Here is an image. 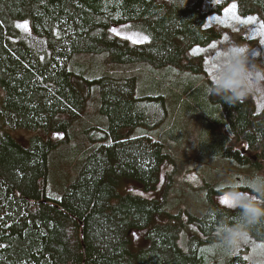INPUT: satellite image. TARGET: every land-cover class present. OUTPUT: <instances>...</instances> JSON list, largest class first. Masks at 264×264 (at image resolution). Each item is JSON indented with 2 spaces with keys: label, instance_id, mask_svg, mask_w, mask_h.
Masks as SVG:
<instances>
[{
  "label": "trees",
  "instance_id": "obj_1",
  "mask_svg": "<svg viewBox=\"0 0 264 264\" xmlns=\"http://www.w3.org/2000/svg\"><path fill=\"white\" fill-rule=\"evenodd\" d=\"M233 1L239 16L264 25V0H0V264H246L218 243V216L234 213L214 204L198 219L203 238L190 240L187 252L170 224L150 228L148 245L132 250L129 232L148 229L164 204L117 194L120 179L153 190L162 164L174 160L165 146L181 144L184 121L195 117L199 159L264 172V110L252 97L234 106L210 97L203 58L188 55L221 38L206 19ZM25 22L29 33L19 27ZM127 23L148 42L132 46L108 35ZM79 55L114 66L90 67ZM73 75L98 91L95 116L84 123L101 136L72 149L70 163L81 167L54 194L48 160L66 141L35 136L21 144L8 132L68 135L90 94ZM252 240L264 243V222Z\"/></svg>",
  "mask_w": 264,
  "mask_h": 264
},
{
  "label": "rangeland",
  "instance_id": "obj_2",
  "mask_svg": "<svg viewBox=\"0 0 264 264\" xmlns=\"http://www.w3.org/2000/svg\"><path fill=\"white\" fill-rule=\"evenodd\" d=\"M233 4L236 5V2H230L220 14H210L207 16L206 26L219 31L221 38L206 48L194 47L188 54L190 57L201 56L203 58L204 70L207 77H210V71L207 68V53L228 39L247 44L250 49V56L259 54L257 62H260V57H264V25L261 19L258 16H239L237 5L235 14H233L228 11ZM29 26V22L19 25L21 30L23 29L27 33L30 31ZM113 29L116 30L115 33ZM108 35L112 38L127 41L132 46L146 44L149 40L143 31L136 30L133 23L112 26L108 31ZM125 37H131V39H126ZM142 37H147V41L135 44L132 42L133 39L140 40ZM76 60L88 63L90 67L99 65L104 69L111 70L114 66L113 63L102 56L79 55ZM72 82L83 95L87 96L89 89L90 94L88 95L85 113L82 115L83 120L68 130L69 137L64 133L29 132L22 130L8 132L14 140L19 141L21 144H27L35 136L52 141H66L50 154L48 160V188L54 194H62L68 184L77 176L81 167L78 159L74 164L70 163L72 149H82L84 146L91 144V139L101 136V132H96L95 129L84 123L87 119V123H90L89 118H94L95 112L98 109L99 94L97 89L93 86L89 88L82 78L75 77L74 75L72 76ZM252 98L256 105V111L264 110V98L256 96ZM180 125L182 124H177L174 132L178 130ZM201 130L200 117L189 118L184 121V126L182 125V130L179 134L180 138L183 137L181 144L169 143L165 146V150L174 160L171 162L165 161L162 164L153 190L145 191L140 183L133 180H119L117 185L118 197L132 195L147 200H157L164 204V213L156 215L148 229L129 232L132 250L137 251L148 245L144 236L150 228L155 225L170 224L180 229L178 245L183 251L187 252L190 240L203 238L197 224L198 219L204 216L208 205L214 204L229 209L226 205L220 203L221 197L224 196L225 182L232 181L242 191H248L243 182L245 177L253 175L251 171L240 172V169L226 167L221 162L214 163L210 160L199 159L197 138ZM127 132L125 131V133ZM84 136L86 137V141ZM116 202L117 198L112 201V204ZM251 243L257 246L264 245V243L254 240H251ZM249 251L250 249L245 247L236 250L234 253L241 254L247 261Z\"/></svg>",
  "mask_w": 264,
  "mask_h": 264
},
{
  "label": "clouds",
  "instance_id": "obj_3",
  "mask_svg": "<svg viewBox=\"0 0 264 264\" xmlns=\"http://www.w3.org/2000/svg\"><path fill=\"white\" fill-rule=\"evenodd\" d=\"M249 46L228 39L208 53L210 71L207 94L219 97L234 106L256 96L264 98V57L249 55ZM248 191L232 181L225 182L223 195L231 201L227 206L234 215L218 216L214 230L218 243L235 252L249 248L247 264H264V245L251 243L254 227L264 222V173H256L244 180Z\"/></svg>",
  "mask_w": 264,
  "mask_h": 264
},
{
  "label": "snow or ice",
  "instance_id": "obj_4",
  "mask_svg": "<svg viewBox=\"0 0 264 264\" xmlns=\"http://www.w3.org/2000/svg\"><path fill=\"white\" fill-rule=\"evenodd\" d=\"M235 10H236V5L233 4L231 6L230 9H228V11L232 12L233 14H235ZM113 32L115 33L116 30L113 29ZM126 39H131V37H125ZM147 41V37H142L140 40H136V39H133L132 42L135 44V43H138V42H146ZM220 203L222 205H226V206H229L231 201L229 200V198L227 196H222L221 199H220Z\"/></svg>",
  "mask_w": 264,
  "mask_h": 264
}]
</instances>
